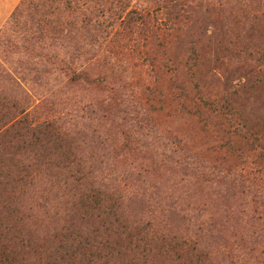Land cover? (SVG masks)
Segmentation results:
<instances>
[{
	"label": "rangeland",
	"instance_id": "rangeland-1",
	"mask_svg": "<svg viewBox=\"0 0 264 264\" xmlns=\"http://www.w3.org/2000/svg\"><path fill=\"white\" fill-rule=\"evenodd\" d=\"M105 4L107 10L114 1ZM126 4L119 19L112 12L97 19L99 0H22L0 26L1 90L18 86L37 120L68 119L70 132L80 134L73 137L76 158L93 180L122 191L121 217L149 225L67 222L58 193L46 210L33 211L30 221L39 224L25 226L41 251L37 264H71L61 260L65 244L77 253L72 264H176L186 250L200 264H264V181L250 158L241 164L207 151L215 148L214 133L173 100L182 78L152 62L159 56L172 67L195 52L200 84L224 94L244 126L264 140V77L257 72L264 67V0ZM78 8L88 20L84 27ZM180 8L183 20L154 60L131 40L145 30L121 32L128 10L147 16L152 28L172 21ZM96 19L104 21L102 33L93 27ZM78 73L99 83L72 79ZM169 134L187 143L190 159L176 158ZM173 239L176 255L165 248Z\"/></svg>",
	"mask_w": 264,
	"mask_h": 264
},
{
	"label": "trees",
	"instance_id": "trees-1",
	"mask_svg": "<svg viewBox=\"0 0 264 264\" xmlns=\"http://www.w3.org/2000/svg\"><path fill=\"white\" fill-rule=\"evenodd\" d=\"M105 1L99 0L102 6H98L97 14L100 16L97 15V19L104 18L109 12L115 16L114 19H119L118 12L128 9V0H112L114 4L107 7V10L104 9ZM80 9L76 13L82 18L80 24L84 27L88 20ZM182 11L184 9L180 8L174 19L167 22L170 25L164 23V26H160L155 22L150 28L147 16L136 10H128L119 25L121 32L127 34H132L134 30H145L143 38L131 40L134 46H142L149 56L153 54L154 60L158 49L164 46L165 39L183 20ZM19 12L13 15V19L19 16ZM97 19L93 22V27L102 33L104 21ZM194 54L195 52H191L186 61H181L180 64L176 62L172 67H168L166 61L159 56L152 62L182 78L173 100L177 110L186 112L197 120L202 129L214 133L211 136L216 140L215 148L210 146L207 151L228 153L241 160V164H247V159L250 158L254 173L259 176V180L264 181V140L253 129L244 126L242 116L232 108L224 94L209 92L208 90L214 89L212 86L200 84ZM257 72L264 77V67ZM72 79L99 83L85 73L73 74ZM9 88L11 90L8 94L0 88V264L38 263L41 251L25 226L39 224L30 221L33 219V211L46 210L49 197L56 198L58 193L62 194V205L69 218L67 222L75 219L85 226H149L141 218L124 220L119 214L124 204L122 191L117 189L116 184L112 186L102 180H93L94 177L86 171L84 163L76 158L73 137L80 134L70 132L66 126L69 124L68 119L37 120L35 108L29 110L30 100L27 95L20 92L16 85L11 84ZM12 90L16 93L13 94ZM228 90L226 87V91ZM226 91L224 90L225 93ZM168 137L175 145L171 152H180L176 158L181 161L191 158L189 146L184 140L172 134ZM179 160L175 163H179ZM61 226H71V223ZM27 235L29 238H26ZM67 246L65 244L62 248L65 250L61 260L72 264L77 253L70 252ZM178 247V241L173 239L165 248L176 255ZM186 252L185 256L176 255V264H200L201 257L188 250Z\"/></svg>",
	"mask_w": 264,
	"mask_h": 264
},
{
	"label": "crops",
	"instance_id": "crops-1",
	"mask_svg": "<svg viewBox=\"0 0 264 264\" xmlns=\"http://www.w3.org/2000/svg\"><path fill=\"white\" fill-rule=\"evenodd\" d=\"M22 0H0V26L11 15Z\"/></svg>",
	"mask_w": 264,
	"mask_h": 264
}]
</instances>
